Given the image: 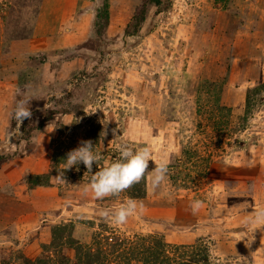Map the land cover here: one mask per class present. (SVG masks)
<instances>
[{
	"label": "rangeland",
	"instance_id": "1",
	"mask_svg": "<svg viewBox=\"0 0 264 264\" xmlns=\"http://www.w3.org/2000/svg\"><path fill=\"white\" fill-rule=\"evenodd\" d=\"M87 140L100 168L148 145L168 178L103 200L86 191L96 164L53 180ZM0 143V264L76 263L75 242L103 264L157 242L171 261L264 264L249 223L264 211V0H0ZM130 200L127 223L102 216Z\"/></svg>",
	"mask_w": 264,
	"mask_h": 264
},
{
	"label": "clouds",
	"instance_id": "2",
	"mask_svg": "<svg viewBox=\"0 0 264 264\" xmlns=\"http://www.w3.org/2000/svg\"><path fill=\"white\" fill-rule=\"evenodd\" d=\"M34 99V98H33ZM22 97L17 102L13 118L17 127L23 123L25 119L31 118L30 101ZM47 107V105H46ZM119 158L110 165L99 167L102 155L95 150L91 140L81 141L80 146L69 151L64 160L62 171H58L59 175L52 177L53 180L67 183L65 172L77 167L81 163L87 168V173H92L93 165L99 167V171L91 175V179L86 191L91 190L94 198L103 200L108 197H119L122 193L130 190L136 184L142 181H149L153 190L158 189L168 178L169 162L163 160L157 162L153 159L151 147L133 149L128 144L118 146ZM155 163L154 170L149 171V162ZM142 205H138L135 201H128L118 209H106L102 212V216L111 220L115 224H125L141 209ZM193 213L198 212L203 207L200 200L193 201L190 205ZM253 219L250 224L264 225V211L251 214Z\"/></svg>",
	"mask_w": 264,
	"mask_h": 264
},
{
	"label": "trees",
	"instance_id": "3",
	"mask_svg": "<svg viewBox=\"0 0 264 264\" xmlns=\"http://www.w3.org/2000/svg\"><path fill=\"white\" fill-rule=\"evenodd\" d=\"M64 233L66 232L65 228L62 229ZM61 240V239H60ZM156 246L158 252H154V248L150 246H142L139 249L133 250L125 264H132L133 262H139L142 264H191L188 259H182L178 257L176 260L171 261L169 257L165 256V246L161 242H157ZM72 249L76 251L77 260L76 263H72L70 259L66 256L60 255L58 259H41L37 260L35 264H103L106 261V257L103 256L101 250L91 251L80 245L78 242L73 243L71 246ZM147 248V249H146ZM165 256V260L162 259ZM167 258V259H166ZM126 260V258H124Z\"/></svg>",
	"mask_w": 264,
	"mask_h": 264
},
{
	"label": "crops",
	"instance_id": "4",
	"mask_svg": "<svg viewBox=\"0 0 264 264\" xmlns=\"http://www.w3.org/2000/svg\"><path fill=\"white\" fill-rule=\"evenodd\" d=\"M4 145H3V143H0V149H1V147H3Z\"/></svg>",
	"mask_w": 264,
	"mask_h": 264
}]
</instances>
